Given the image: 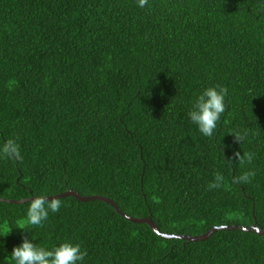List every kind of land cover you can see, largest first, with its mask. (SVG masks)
Returning <instances> with one entry per match:
<instances>
[{
    "label": "trees",
    "instance_id": "1",
    "mask_svg": "<svg viewBox=\"0 0 264 264\" xmlns=\"http://www.w3.org/2000/svg\"><path fill=\"white\" fill-rule=\"evenodd\" d=\"M213 85L227 107L208 138L187 111ZM10 139L0 264L22 235L78 243L85 264H264L258 233L164 238L101 199L58 196L43 226L16 228L32 196L72 191L171 235L264 230V0H0V146Z\"/></svg>",
    "mask_w": 264,
    "mask_h": 264
},
{
    "label": "clouds",
    "instance_id": "2",
    "mask_svg": "<svg viewBox=\"0 0 264 264\" xmlns=\"http://www.w3.org/2000/svg\"><path fill=\"white\" fill-rule=\"evenodd\" d=\"M137 7L144 8L149 0H136ZM227 89L218 86H207L195 96L190 102L191 106L187 111V119L195 125L198 132L208 138H214L218 132V123L221 121L226 111ZM234 140L241 143L246 136V132L242 133L236 130L229 133ZM228 147L222 145V148ZM19 153V147L15 140H8L0 146V154L11 157ZM223 153V152H222ZM233 157L235 159H233ZM239 153L234 152L232 157L226 162H232L238 159ZM251 157H249V160ZM255 175L254 172L248 171L244 173L239 181L247 182ZM225 177L222 173H216L213 182L209 185L210 189L220 188L224 184ZM61 208L59 199L51 198L46 195H34L30 198L25 210V219L20 222L21 226L16 227L22 233L28 232L26 226H43L44 222L49 219L50 213H57ZM7 226L0 229V236H4L10 232ZM3 247V241H0V248ZM11 260L13 264H85L87 252L82 250L81 245L70 240L60 241L51 247L38 246L29 236H23L21 242L15 245L11 252Z\"/></svg>",
    "mask_w": 264,
    "mask_h": 264
},
{
    "label": "water",
    "instance_id": "3",
    "mask_svg": "<svg viewBox=\"0 0 264 264\" xmlns=\"http://www.w3.org/2000/svg\"><path fill=\"white\" fill-rule=\"evenodd\" d=\"M65 195H72V196L76 197L77 199H80V200H83V201L94 200V199H101V200L107 201L112 206H114V208L119 213H121L123 216H125L126 218H128V219H130L132 221H135V222L147 223L154 230V232L156 234H158L159 236L164 237V238H180V239H186V240H189V241H197V240H203V239L207 238L214 231L222 230V229H238V230H244V231H251V232L258 233V234H260V235H262L264 237V230H262L261 228L257 227L255 224L251 225V226H237V225L215 226V227H212L211 229H209L207 232L201 234L200 236H188V235H176V234H174V235L172 234L171 235V234L164 233V232L160 231L150 218H132V217L126 215L125 213L120 211V209L117 207L116 204H114L112 201H110V200H108V199H106L104 197H100V196H88V197L86 196V197H83V196L79 195L78 193L72 192V191H66L65 193L54 195V196H49V197L56 198L58 196H65ZM21 201H23V200H21Z\"/></svg>",
    "mask_w": 264,
    "mask_h": 264
}]
</instances>
